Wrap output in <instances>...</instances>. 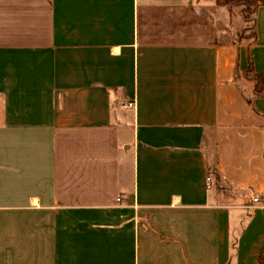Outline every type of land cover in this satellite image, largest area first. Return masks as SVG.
I'll use <instances>...</instances> for the list:
<instances>
[{"label": "crops", "instance_id": "crops-1", "mask_svg": "<svg viewBox=\"0 0 264 264\" xmlns=\"http://www.w3.org/2000/svg\"><path fill=\"white\" fill-rule=\"evenodd\" d=\"M234 21L226 0H0V264H261L264 0L251 40Z\"/></svg>", "mask_w": 264, "mask_h": 264}, {"label": "rangeland", "instance_id": "rangeland-1", "mask_svg": "<svg viewBox=\"0 0 264 264\" xmlns=\"http://www.w3.org/2000/svg\"><path fill=\"white\" fill-rule=\"evenodd\" d=\"M226 1L230 4L233 11V18L235 19L234 30L238 29V32H236V34L234 31V38L244 41L251 40L253 35L252 18H253L254 3L258 2L259 0H245L246 5L241 4L238 1L236 2H233L231 0H226ZM244 8L246 10V13L242 12ZM244 76L248 78L246 73H244Z\"/></svg>", "mask_w": 264, "mask_h": 264}, {"label": "trees", "instance_id": "trees-1", "mask_svg": "<svg viewBox=\"0 0 264 264\" xmlns=\"http://www.w3.org/2000/svg\"><path fill=\"white\" fill-rule=\"evenodd\" d=\"M231 1H233V2L238 1L241 4L246 5V1L245 0H231ZM256 5H257V2L254 3L253 18H254V12H255ZM242 12L246 13L245 8L242 10ZM253 18H252V20H253ZM253 35H254V29H253ZM244 73H246L248 78L253 81L254 94L257 95V96H264V73L256 72L253 69L252 63H250L245 68ZM259 261L261 262V264H264V248L259 253Z\"/></svg>", "mask_w": 264, "mask_h": 264}, {"label": "built area", "instance_id": "built-area-1", "mask_svg": "<svg viewBox=\"0 0 264 264\" xmlns=\"http://www.w3.org/2000/svg\"><path fill=\"white\" fill-rule=\"evenodd\" d=\"M121 106L124 109L135 108L136 107V100H135V98L124 99L121 102ZM210 182H211V176L208 175L207 176V183H208V185L210 184ZM118 199H119V197H118ZM254 200H258V197H254Z\"/></svg>", "mask_w": 264, "mask_h": 264}]
</instances>
